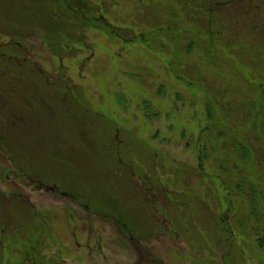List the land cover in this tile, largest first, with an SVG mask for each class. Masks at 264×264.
I'll use <instances>...</instances> for the list:
<instances>
[{
	"label": "rangeland",
	"instance_id": "1",
	"mask_svg": "<svg viewBox=\"0 0 264 264\" xmlns=\"http://www.w3.org/2000/svg\"><path fill=\"white\" fill-rule=\"evenodd\" d=\"M56 2L0 0V47L49 77L52 112L59 84L82 106L42 112L30 127L73 149L71 160L63 150L20 158H32L24 177L0 149V264H29L18 237L52 264H264L240 240L225 255L217 220L229 196L215 183L233 159L264 193V0H70L62 29L6 21V11L43 18ZM19 28L28 33L12 45ZM230 198L240 202L233 223L237 209L249 212Z\"/></svg>",
	"mask_w": 264,
	"mask_h": 264
},
{
	"label": "trees",
	"instance_id": "2",
	"mask_svg": "<svg viewBox=\"0 0 264 264\" xmlns=\"http://www.w3.org/2000/svg\"><path fill=\"white\" fill-rule=\"evenodd\" d=\"M40 1L41 0H39V2ZM52 1L54 3L57 1L55 9L57 12L59 11V14L57 12L54 13L53 7L46 11L40 9V11L45 14L43 15V18L36 13V10H34V12H29L24 16L22 14H18V11H14V14H11L12 11H6L4 12L7 16L6 21L14 19L15 26L20 25L23 27L26 26L25 24H30L28 27H32L36 24L38 27H44L47 29L54 28L55 26L57 29H62V27L66 26V23L62 21L64 16L60 15V11L67 7V3H69L70 0ZM54 14L55 16L53 17L52 15ZM70 14L74 16L75 12L71 11ZM48 16H51L52 19H49ZM99 21H101L100 18ZM103 28H106L111 36L115 35L117 32V28L114 27L109 28L103 26ZM25 29L28 28H19L13 31L15 34L13 33V35L10 36L12 38L10 44L16 45L15 40L19 38V35L24 36V34H26L27 31ZM16 34H18V36H16ZM69 38L70 37L65 39L63 43L69 44ZM120 39H125V37ZM68 46L60 47L63 49ZM59 69H62L61 61L59 62ZM45 85H49V77L41 73V68L39 66H33L32 63L28 59L26 60L21 53L16 52L13 46H10L8 49L0 47V149L4 151L6 156L9 155L12 158L15 172L22 174L24 177H26V174H29L28 172H30V163L32 158L28 160V166L23 165L24 161H19L20 158H25L26 160L34 153L37 155L51 154L53 157H56L59 156V151L62 153L63 150L56 146L60 143L58 141L53 144L47 141V145L43 139H40V136L37 137L35 135L34 131L30 128L31 125L32 128L34 126L38 127L41 117L45 112H47L48 115L50 114L49 116H62L63 112L70 111L67 108V103L70 101L75 103V106L73 107L74 111L80 110L82 107L76 97H69V86L67 87L66 85L59 84L56 88H54V90L58 92L57 94L59 98L55 101V104L54 102L51 103L53 106L52 112V109L50 110L48 108L50 103L45 100ZM146 106L148 107V105ZM252 106L255 107V103H252ZM38 110L39 112H37ZM207 117V120H212V113L210 110L207 111ZM56 124L57 123L55 122V133L56 135L61 136L60 130L56 127ZM205 129L206 128L203 127V130ZM75 130L79 136L81 131L78 128ZM35 137L37 138L35 139ZM206 140L207 138H204V140L200 139V144H203L204 146L203 149H207V147H205L208 145ZM46 146H50L51 149L47 151L45 149ZM247 151L246 153L243 152V150L238 152L241 157V163L246 160ZM63 152L67 157L66 159L69 160H71L75 155L74 150L71 148L63 150ZM206 153L208 157V152ZM226 164L228 168L223 170V173L227 176L219 175V178H217L219 183L214 180L220 188L228 192L227 194L229 196L225 199L228 204L225 216H220L219 223L216 219L218 224L217 228L221 233L219 238L220 246L226 247L225 255L226 253L232 255L234 254L235 244L240 240L244 245L247 244L250 246V244H252V247L255 250H259L264 253V193L259 191L260 187L256 186V183L251 180L250 176L242 174L245 170L238 162L230 159V161H227ZM202 168L204 171L206 167L203 166ZM31 176L32 178H38L36 175L32 174V172ZM68 188L69 190L76 192L75 188ZM174 196L175 195L171 196L169 199L170 202L181 208L178 205V199ZM230 197L243 198L247 203V211L249 212L247 214L237 209L233 223L230 221V214L235 211L236 206H238L240 202L238 199L234 201ZM179 204L181 205L185 203L180 201ZM0 209L2 210V213H4V207L1 206ZM85 209L89 212L88 204H85ZM108 212L106 210H100V213L110 216V212ZM0 227L2 228L0 236L6 235L9 227L8 222L5 221V223H2ZM18 239V242L22 241V239L26 242L24 244V251L26 253L24 252L22 256H25V258L29 261V264H52L50 262L46 263L43 255V248L40 247L37 242L33 243L32 241H27L22 237H18ZM241 248L243 249L242 245Z\"/></svg>",
	"mask_w": 264,
	"mask_h": 264
}]
</instances>
